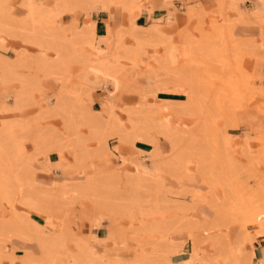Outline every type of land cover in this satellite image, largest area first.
<instances>
[{"label": "rangeland", "instance_id": "obj_1", "mask_svg": "<svg viewBox=\"0 0 264 264\" xmlns=\"http://www.w3.org/2000/svg\"><path fill=\"white\" fill-rule=\"evenodd\" d=\"M21 1L22 0H6L5 2L4 1L1 2L2 3L1 10H3L4 13L6 14L9 12L8 16L10 17L7 20L8 22L12 23V26H15L17 24L16 28L19 27L18 19L23 17L26 13V8L21 4ZM224 1L226 0H222L220 2L218 1L219 3L218 10L212 12H205L206 13V14L204 13L205 17L204 15H203L204 18L202 17L203 20H200L199 18L201 17L199 16V14L201 13L194 12L191 14V15L198 14L197 16L199 17L196 16L198 18L196 22L190 24L191 25L190 28H188L185 32L191 34L192 38L194 35H196L195 37L197 36L201 37V35L204 34L207 38H209V41L211 39L212 40L208 44L206 43L207 45H205L203 43L208 42L207 41L208 39L206 38L203 39V37H201L202 38L201 40L199 38H197L196 40L195 38L193 42L189 43L187 49L188 51L186 50L185 52L187 56L188 55L190 56L187 58L186 54L184 53L185 64H182V66L184 67H181L180 65V68L175 67L173 69L171 66L173 63L170 66L168 64H165L166 66L165 68H162L163 65H159V64L152 65L153 67L152 71L156 69H163L169 71L170 75L172 70L173 71L176 70V72H180L178 73V75L179 74L181 75L184 72V74H182L183 76L181 75V77L178 78V79L181 78L180 80H183L181 81L182 83L180 82V80L176 81L178 83L180 82L179 87L183 86L184 84L192 85V83L196 81L193 84V86L196 85L195 98L193 99L192 103H190L189 105L183 106V104L181 103L178 104L179 106H177V104L175 103L177 101L179 103L180 100L184 101V99L186 98L185 94L159 92L164 94L163 95L164 97H161L158 94V100L160 101V103L161 101L173 99L171 100V102L173 101L172 103L170 101H168V103L170 104L167 105L166 103L168 108L169 105H173L171 106V108L173 109L171 108H169L170 110L167 109L168 112L162 114L160 116V120H163L164 115L168 114L167 118L171 125H175L178 128L188 127L190 129L192 127V129H195L196 131H198V133L203 132L202 133L203 137H201V139L199 140L196 149H194V151L192 150L193 153H191V155L182 156V154H180L179 155L180 161L175 164L174 162H172L173 167H168L169 162L167 161L166 158H164L161 162H158L156 164H152L149 161H147L148 166L144 164L145 167L144 169L146 171L144 172V175L140 177H138L137 175H138V171L141 170V168L138 169V166H136L137 165L136 160L133 159L134 157H137L139 155V150H138V155L136 156L130 155V157H125L124 160L120 159L117 156L120 159L119 165H115L111 167L104 166L100 168H95V165L93 163L94 160H102L106 157L107 154L103 152V149L101 148V143L99 144L98 139L93 137L91 134H88L89 133L88 128L86 126H80L81 131L84 132L85 130L84 134L83 132H81L82 134L81 142L86 147L83 156H84V166L85 168L87 167L88 168L87 169L84 168V171L77 172L74 175L69 176V180L71 182L83 181L87 177V175L91 173L100 174L102 176H105L106 174H110V173L114 174V176H111V179L108 178L110 180L107 179V182H99L98 187L107 193V199L109 201H111L113 204L116 203L115 211H114L115 221L119 230L124 232L126 236L125 241H117V242L115 241V243H113L117 245L119 248L125 247L127 249V251L123 253L125 254V257L109 256L106 255L105 253H99L96 251V249L93 248V244H92L93 242H92L91 245L93 248V252L97 257L103 256L105 259L110 261L116 259L128 260L134 256L135 254L134 247L136 244L139 243L141 247L145 249L146 253H148L149 256V257L147 256L148 264H152V263L158 264L157 258L158 257L161 258L162 255L168 254L171 251L173 245L178 246L177 245L178 243L179 247H181L180 251L177 254H172L170 258L172 261L171 264H174L172 257H178L179 255L182 254L183 251H187L185 257H183L181 260L185 259L192 252V247L194 245V242L192 240H198V243L202 249V253H201L202 256L209 255L208 258L207 257L206 258L214 262L213 263L211 261L210 264H237L238 259H240L238 257L240 256V254H242L241 258L244 257L243 254L245 255L244 259L247 258L246 254H249V252L246 249L247 248L246 243L250 244V241L254 240V238H251L250 234L255 235V237L257 236L259 238L262 237L258 234L261 232L262 222L264 221L259 222L258 220L261 219L264 220V124L260 125L259 127L250 128L247 132H245L244 133L245 138L241 143L234 142L235 144L234 150L232 149L231 138L228 132L232 128L238 126L236 112H235V108L237 107L236 103L241 104L243 107L242 110L239 109V112H246L249 111V109H253L257 111L259 114H261L262 117H264V112H262L264 111V109L257 108L254 102L255 97L262 94V92L261 93L255 92L254 95L249 93L256 88L254 64L257 60H261V59H256L251 65L250 59L252 55H250L248 51L246 52L247 49L244 50L245 51L244 53H241L243 48L240 49L241 52H238L239 46L248 45L251 47H246V46L245 47L248 49L249 48L253 49L252 44L254 43H252L253 42L252 40H255L254 45H257L260 44L261 39L264 38L258 40L248 39L250 42L245 39L244 43H242V40L244 39L236 38V36H234L233 34L232 27L230 26L231 28L229 29L228 26L229 22H232L233 20H231L228 16V13L224 11V9H227L228 7H225L223 5L224 6L223 9L222 4L224 3ZM32 3L34 6H38V7L42 3L44 8L48 10L47 19L43 21L44 25L42 24L43 26L42 29H44L45 27L47 29L43 30L42 33L52 35L54 36V38L60 37L61 34H64L65 37L66 36L69 37V35H65V34L68 33V29L66 27L70 26V24L63 26L61 24V19H59V16L68 12L60 11L58 7L55 5L56 4L55 1L53 7L44 5L43 0H32ZM2 6H6L8 8V11L5 9L6 7H4L5 9L4 10ZM75 9L83 11L85 15L91 12V11L86 12L83 10V8H75ZM75 9H73V11ZM6 14L4 15L6 16ZM224 15H225V19L226 20L230 19V21H227L226 23V20L224 19L225 20V22L223 21L224 25L222 24L224 28L222 29L221 25L218 26L217 23H222L220 17ZM1 16L2 15H0V17ZM262 16H264V13L260 14L261 20H259V22L261 21L260 23L264 24V17ZM12 18L14 21L11 20L12 21L11 22L9 19ZM0 19L2 21L3 18ZM1 21L0 24L4 25V23H6L4 26L9 24L7 23V21L4 23L3 21L2 22ZM213 23L215 25H213ZM0 27H2V25ZM216 27L218 28V31L216 30L217 29ZM51 30L54 31L55 35L52 33ZM197 31H200V33L203 32L204 33L200 35ZM57 32L58 35H56ZM229 32H231L232 35ZM64 36L62 37L61 35L62 38H65ZM222 36L224 37L226 36L227 40ZM22 37L23 35L20 36L14 34L13 32H10L8 34L7 32L5 33L0 30V41H1L0 45H2V48L0 46V57L10 59L16 56L17 51H25L26 53L29 52L28 53L29 55L30 54L33 55L36 52V46L28 41H25L26 39L25 40L23 39L25 37L23 38ZM219 37L220 38L222 37V40ZM217 39L219 40L218 42ZM65 40H69V38H65ZM246 41L248 42V44L245 43ZM211 42L213 44H211ZM73 43H75L78 47L79 44H77V42L74 41ZM230 43L233 46L236 45L234 47L235 50L231 47L232 49L231 48H228L229 50L227 49L229 52L227 50H226L227 53L224 52L225 49L227 48L226 45L230 46ZM70 44L72 45V42ZM214 44H217L218 46L215 45L216 47L214 48ZM146 46L150 48L152 47L153 48L158 47L161 49L163 48L161 44H156V45L147 44ZM3 47L5 49H3ZM203 48H205L206 50ZM206 52L207 54L209 53L208 55L210 54L211 55L208 56ZM77 53L80 54L79 52ZM52 54H53L52 51H48L46 57L51 58ZM221 55L224 57H222ZM149 58H147L146 62L149 60ZM72 59L74 60L76 59V61L74 62L73 60L70 59L72 62L69 60L71 63L68 62L69 65H67L64 70L62 68L60 72H58V70H51L49 73L46 74V76H44L45 74L44 72L43 74L42 71L34 67H30V68L21 67V69L19 68L16 69L18 70L17 71L18 73H22V74L25 73L24 75L27 74V76L28 74H30L29 77L30 78L32 77L31 79L33 80L32 81L28 77V80H30V84L31 82L32 83L37 82L38 87H36V89L34 88L36 86L35 83L33 84L34 87L30 85L32 88H34V90H31V93L33 94V96L35 97L34 99L36 100H38L40 97L44 96L45 94L51 95L57 91V89L60 86L59 85L60 81H58L55 77H58V75H63L66 77L65 81H67L66 84L69 87H71L73 84L78 85L79 83L82 85L83 84L82 77L84 78L85 73L87 72L94 76L97 74L95 77L96 78L99 77L100 79H102L101 75L92 68H87L86 71L84 72V75H82L81 62L78 61L79 59L77 58H72ZM187 61H190L188 65H186ZM224 61L225 63H223ZM123 63H124V67H131L133 69L135 68V70L137 71H141V70L148 71L149 68L147 67L146 64L144 66L142 63L139 64V67H134L130 65L128 61H124ZM190 63L192 67H190ZM185 66L186 67L188 66L189 68L188 67L185 68ZM67 67L68 70H66ZM177 68L179 70H182V72L178 71ZM182 68H184V71ZM228 68L231 72L228 70ZM34 69L39 75V78L37 77L38 75L35 77L34 75L36 73L35 71L33 73V76L35 78H33V76L31 75ZM188 69L189 70L191 69V71H189ZM226 70L229 71L228 74L229 80L228 78L225 77L228 76L227 75L228 72H226ZM248 70L252 74V78H253L250 81H246L245 79ZM66 71L68 73L65 74ZM150 71L151 69H149L148 72ZM185 71H189V72L185 73ZM187 73H188V77H190L189 78L190 83L188 82L189 80H187L188 79ZM189 75H191L192 77ZM215 76L220 78L218 79ZM230 76L232 77V80L230 79ZM217 79L218 80L222 79V81L221 80L218 81ZM223 81L226 83H224ZM229 81L230 82L233 81V82L230 83ZM183 82H188V83H183ZM174 83L173 85H171L173 86V88L178 86L175 85ZM104 84L106 88L107 85H109L112 88V86L109 83H104ZM231 84H233V86ZM45 86L50 87L51 89H46L44 88ZM18 87H19L18 82H12L7 85L0 84V94L12 93ZM85 89L89 90L87 88ZM88 93L89 92L87 91L83 95L84 103H85L86 94ZM118 94L127 95L130 97H136L137 91H133V92L117 91L116 100H115L117 103H118L117 97L119 98ZM139 95L141 97L140 101H138L136 104H131L130 106L127 105L125 107L134 108L135 106L142 105L144 103L146 106L151 104L153 105L155 103V99L153 97H148L142 94ZM171 95L172 96L176 95L179 97H170ZM163 98H165V100ZM228 104L233 105L231 108V112H232L231 114H229L228 108L225 106ZM161 105L166 106L165 103ZM175 106L179 108L181 107L180 108L181 111L179 110L175 111L174 108ZM118 107L119 106H117L116 109L119 115H121L122 119L124 120L125 119L124 115H126V111L125 109L121 108V106L119 108ZM37 108L38 106L35 105L33 102V104H28L25 107L23 113L16 112L14 110L2 111L0 112V121H2L3 119L16 118V117L22 119L29 116V118H31V116L34 115V113L36 112ZM102 108L94 109V110H101L105 115L104 117H107L106 112L103 111ZM27 113L28 115H26ZM57 117L58 116L53 115L52 117L48 118L47 121L45 122L43 121L42 124L40 123L41 126L39 125L40 128L39 127L38 128L39 129L43 128L44 130L46 127L45 125H54L59 123L60 118ZM199 119L203 120V123L201 121L202 123L201 125H205V127L202 126V128H200L201 125L197 123V121L200 122ZM198 125H200V127ZM125 126L130 127L129 123H126ZM195 126H198V129H196L197 127ZM222 130L226 133L224 136H222L223 133L221 132ZM18 132L19 131H14V134H17ZM154 134H156V136L159 138L158 144L163 151V156L165 157V155L169 153L170 147L167 141L161 138L162 136H160L158 133H154ZM68 138L69 136L66 137V141L68 140ZM109 140L113 142L114 137L107 136L106 137L107 144ZM247 141H249V146H247L246 144ZM119 143L124 145H129L131 147L134 146L128 143H123V142H119ZM25 144L26 145L24 148V152L22 151V155L24 157L28 155L31 156L34 150L33 146L29 140H26ZM150 146L152 147V145ZM247 147L250 148L249 149L250 152L255 156H251L246 153L248 151ZM244 149L245 152L242 154ZM65 151H67L68 156H71L70 158H67L68 161H72L76 158L77 154L72 148H66L64 150V155H65ZM51 152L54 151L49 150L48 155ZM41 159H42L41 155H36L32 157L31 167L33 171L35 170L34 164L36 162L42 164L40 162ZM126 163H130L132 167L126 166ZM17 166L19 165L17 162H15L13 167L7 168V165L0 161V175L7 176L10 174H15L14 172L16 170L18 171ZM90 166L94 167L95 169L92 170L91 172L89 171L86 172V170L90 169L89 168ZM150 169H155L154 173H152ZM172 170L175 171V174L169 173V171ZM34 173L35 171L33 172V175ZM76 185L77 184L73 183V186ZM186 190L187 192L184 193L183 191ZM70 201L72 200L65 197V198H61L58 204L61 206H67L68 203H70V205L72 204V207L74 208L75 211L73 210L72 212H69V218L72 222L71 223L72 226H74V228L76 229L77 236L78 237L87 236L92 233L97 238L95 241H100L101 237L99 238L91 230L84 216V212L91 207L90 202L84 199L79 200L75 203ZM12 203L16 211L24 212L26 214H28V212L30 213L31 211L39 212L37 210L30 209L20 205L16 200H13ZM0 207H3V209L6 211V213L0 216V219H2L3 216L5 217V215L6 217L9 216L10 208L8 207V204L4 201V199H2V197L0 198ZM139 209H147L148 212L144 216L140 213ZM74 224H76V226ZM102 225H103V229H107V226L105 224ZM84 229L90 230V232L87 233L86 231H83L82 233H80V231ZM9 231L10 234L0 231V244L1 247L3 248V255L5 256V259L2 261V264H4L7 261L9 264H16L17 262L22 264L21 259L22 257H24L25 252L23 254L20 253L18 254V252L13 253L12 251L13 248H9L8 244H4L5 242L4 240H8L9 237L16 234V230L13 228H10L8 232ZM100 242L105 243L102 241ZM68 246L71 249L74 248V246L70 241H68ZM40 249L42 250L41 257H36L35 254L29 249L26 250V252L28 251V253L30 252L33 253V255L31 253L32 257H29L31 264H40L41 262H45L46 264H52V262L47 261L45 257L48 256V253L56 255L54 249L52 250L51 247L49 248L40 247ZM236 257H238V259ZM181 260L177 264H182ZM241 260L243 259H240V261Z\"/></svg>", "mask_w": 264, "mask_h": 264}, {"label": "bare ground", "instance_id": "obj_2", "mask_svg": "<svg viewBox=\"0 0 264 264\" xmlns=\"http://www.w3.org/2000/svg\"><path fill=\"white\" fill-rule=\"evenodd\" d=\"M2 1L5 2L6 0L0 1V15H2L0 18H3L2 19L3 23L7 21V23L9 24H7L6 26H4L6 23H4V25L0 24V26L2 25V27H0V30L5 33L7 32L8 34L10 32H13L14 34L20 36L23 35V37L25 38L23 37L22 38L24 40L26 39L25 41H28L36 46V52L33 55L31 54L29 55L28 54L29 52L26 53L25 51H17V52L15 51L16 56L10 59L0 57V84L7 85L12 82L19 83V87L16 90H14L12 93L0 94V112L14 110L16 112L23 113L25 107L28 104H33V102L35 105L38 106L36 112L34 113V115L31 116V118H29V116L22 119L16 117V118L3 119L2 121H0V161L5 163L7 165V168L13 167L15 162H17L19 165L17 166L18 171L16 170L14 172L15 174H10L7 176L0 175V196L2 197V199H4V201L8 204V207L10 208L9 216L6 217L5 215V217L3 216L4 218L2 217V219H0V231L10 234V231L8 232L10 228L16 230V234L9 237L8 240H4L5 241L4 244H8L11 238L15 237L23 241H34L39 245V247H45V248L51 247L52 250L54 249V251L56 252V255L48 253V256L45 258L47 261H51L52 264H148L147 262L149 257L148 253H146L145 249L142 248L139 243L135 245L134 247L135 254L131 259L128 260L116 259L110 261L105 259L103 256L97 257L93 252V248L90 242L91 239L95 241L97 239L96 236L91 233L90 235L87 236L78 237L76 229L74 228V226H72L71 224L72 222L69 218V212H72L74 210L72 204L70 205V203H68L67 206H61L58 204V202H60V199L65 197L71 199L72 201L70 202H74V203L83 199L88 200L91 204V207L84 212V216L91 230L98 228L102 224H105L107 226L106 233L103 237L100 238V241L106 242L107 240H110L113 243H115V241L116 242L125 241L126 236L124 232L119 230L115 221L114 211H115L116 203L113 204L111 201H109L107 199V193L98 187L99 182H107V179L108 178L111 179V176H114V174L110 173V174H106L105 176H102L100 174L91 173L88 174L83 181L62 182V183H58L57 187L43 186L34 180L33 172L35 170L33 171L31 167L32 157L36 155H41L42 156V159L40 160L41 163H43L47 168L50 167V169L51 166L57 168L61 173L67 175L64 176L65 178L63 180H69V176L74 175L77 172H82L84 171L85 168L83 154L85 152L86 147L81 142V138H82L81 132L83 131L80 130V126H86L89 130L88 134H91L93 137L97 138L99 144L101 143V148L103 149V152L105 154H108L110 151V147L108 146L106 141L107 136L114 137L119 142L128 143L131 145H135L136 141L139 142L143 141L145 143L152 145L151 149L147 150L146 152L139 150V155L133 158L136 160L137 163L136 166H138V169L141 168V170L138 171V175H137L138 177L144 175V172L146 171L144 169L145 168L144 164L147 161H149L152 164H156L158 162H161L164 158H166L167 161L169 162L168 167H173L172 162H174L175 164L180 161L179 158L180 154H182V156H188L191 155V153H193L194 149H196V146H198L197 144L199 143V140L201 139V137H203L202 136L203 132L198 133V131L192 129V127L190 128L192 130H190L188 127L178 128L175 125H171L167 118L168 114L164 115L163 120H160V116L165 112H168L167 109L173 106V105H169V108L167 107V105L170 104L168 103V101L171 102V100L173 99L169 98L170 100H165V98H163L165 101H161L160 103V101L158 100V93L171 92V93L185 94L186 98L184 99V101L180 100L179 103L178 101L175 103L177 104V106H179L178 104L181 103L183 104V106L189 105L190 103H192L193 99L195 98L196 85L193 86V84L196 81L192 83V85L184 84L183 86L179 87L180 82L183 80H180L181 78L180 79L178 78L181 77V75L184 74V72L181 75L180 74L178 75V73L180 72H176V70L173 71L171 69L172 71L169 78L161 82L159 80L158 84H156V86L154 85L155 87L154 86L149 87L151 86L149 85L147 88H144V87H140L139 84L137 85L134 79L131 76H129V74L125 73L124 63H123L124 61H128L130 65L134 67H139L138 61L143 60V52H142L143 43L146 44L147 42L148 43L151 42L155 45L161 44L163 47L162 48L163 53L161 56L159 55L160 58H158L157 56H150L147 62L141 61L142 63H146L147 67H149L148 71L149 69H151L150 72L147 71L148 74L152 72L153 64L163 65L164 67L162 66V68L166 67L165 64H168L170 66L173 63L172 58H173V51L175 49L174 46L170 45L171 43L170 44L165 43L167 41L165 38L167 37H165V35L163 34L158 23L152 22L147 26L136 25L134 23L135 14L131 12L132 8L128 16V24L130 26L127 28V30L125 31L123 30L120 31V33L118 32L116 33V36L114 37L115 40L113 42L114 50L109 51V47L112 46L110 42L111 37L108 34H106V36L104 35L105 37L102 35L103 37L99 36L98 38L97 33L95 31L94 22H90L87 24L85 23L83 25H77L76 21L73 20L70 26L66 27L68 29V33L65 35H69V37L67 36L65 37L64 34H61L62 37L64 36L65 38H69L70 41L65 40V38H62L60 34H59L60 37H55L58 38L55 39L54 36L52 35L42 33L43 30L47 29L46 27L42 29L43 27L42 24L43 21L47 19V14H48V10L44 8L42 3L38 7L33 5L32 0H22L21 4L26 8V13L23 17H21L22 19L19 18L20 21L18 19L19 27L17 26L18 28H16L17 24L15 26H12V23L8 22L7 20L10 17L8 16L9 12L6 14L4 13L3 10H1ZM110 1L111 0H55L56 2L55 5L58 7L60 11H65L68 13H72L73 9L75 8H83V10L87 12L89 9H91L92 6L94 7L96 3H99L102 6V8H107L108 3ZM117 1L118 0H116L115 2ZM128 1L129 3L127 2V0L123 1L127 9L128 7H131L130 6L131 0ZM239 1H243V0H226L228 6L235 7V9H237L236 8L238 4L237 2ZM4 7L6 6H2L3 9ZM5 9L8 11L7 7ZM93 9H95V7ZM202 9L203 8L199 10L202 12L201 13L202 15L199 14V16L201 17L197 16L198 14H196V16L200 18V20H203L202 17L205 13L204 11H202ZM190 10H188V12L190 11L193 13L195 11V10L193 11L192 9ZM237 10L238 12L240 11L239 8ZM3 13L6 14V16L8 17H6ZM190 17L191 16H189V18ZM260 18L261 17L259 15L255 23L256 22L260 23L261 22V21L259 22V20H261ZM220 19L222 23H217V25L218 26L221 25L223 29L224 28L223 21L225 22L226 20L225 15L220 17ZM9 20L14 21L13 18ZM235 20L238 22L245 21L244 19L241 21V17L240 19L237 18ZM227 21H230V19L229 20L227 19L226 23ZM234 22L233 21L229 22L228 24L229 29L231 27L233 29V26L235 24ZM213 25L215 24L213 23ZM218 28L216 29L217 31ZM122 29H124V27ZM51 31L54 34V31L53 30ZM197 32L200 35L204 33L203 31H202L203 33H200V31ZM229 33L232 35L231 32ZM125 34H127L128 37L131 39V41L128 43L123 42V36H125ZM182 34H183L182 37L180 36V43H181L180 45L183 53L185 54H186L185 51L188 49L189 43L193 42L195 38L196 40L197 38L201 40L202 39L201 37H203V39L204 38L208 39L207 40L208 42L203 43L205 45H207L212 40L210 38L211 40L209 41V38H207L204 34L201 35V37L200 36L195 37L196 35H194L193 38L191 34H185V31L182 32ZM56 35H58V32L56 33ZM222 37L219 38L222 40ZM224 38H226V36ZM74 41L80 45V48L79 45L77 47V45L73 43ZM154 41H156L157 43L156 42L154 43ZM218 41L219 40L217 39V42ZM244 41L245 39L242 40V43H244ZM252 41H253L252 43L255 44L254 42L255 40ZM71 42L72 45L70 44ZM100 43L103 44V46H101ZM245 43L248 44L247 41ZM211 44L213 43L211 42ZM217 44H214V48L218 46ZM254 44H252L253 49L249 48L250 51L246 47H251V46L241 45L242 47L241 46L238 47V52H241L240 49L243 48L241 53H244L245 52L244 50L247 49L246 52L248 51V53L252 55L250 59L251 65L256 59L264 60V39H261L260 44L257 43H256L257 45ZM0 46L2 48V45ZM235 46L231 45L230 43V46L226 45L227 48L225 49V51L224 50L223 51L227 53V51L229 50L228 48L232 47L234 49ZM3 49L5 48L3 47ZM48 51H52L53 53L51 58L46 57ZM76 51L79 52L81 55L78 54ZM189 56L190 55L187 56L186 54L187 58ZM72 58H77L79 59L78 61L81 62L82 75H84V72L86 71L87 68H92L101 75V78L104 81V83H109L112 86L111 89H107V95L105 96V100H104L105 104L102 108V110L106 112L107 117H104L105 115L101 110H93L91 108L89 109L87 105L84 103L83 95L87 91L89 92V90L85 89V88L89 89L87 86L84 87L83 84L81 85L79 83L78 85L73 84L71 87H69L66 84L67 81H65L66 77L63 75H58V77H55L58 81H60L59 84L60 86L55 93L51 95L45 94L44 96L40 97L38 100L34 99L35 97L31 93V90H34V88L36 89V87H38L37 82H34L36 84V86L34 87L33 85L34 83L31 82L30 84V80H28L30 74H28L27 76V74L24 75L25 73L24 74L18 73L17 72L18 70L16 69V68L21 69V67L24 68L34 67V68H38V70L42 71V73L44 72L45 74L44 73L43 74L44 76H46V74L49 73L51 70H58V72L61 71V68L64 70L65 67L72 62L71 60H73L74 62L76 61V59L74 60ZM189 62L190 61H187L186 65H188ZM223 63H225V61ZM148 65H150L152 68ZM178 67L180 68V66ZM181 67L184 66L181 65ZM187 67L185 66V68ZM190 67H192L191 63H190ZM182 69L184 71V68ZM191 69L188 70L191 71ZM15 70L17 73L15 72ZM66 70H68V67ZM177 70L182 72V70H179L178 68ZM34 71L35 69L32 71L31 74L32 76ZM189 71H185V73ZM229 71L226 70V72H228L227 75L229 74ZM66 73L68 72L66 71L65 74ZM34 75L36 77L38 75L37 72ZM35 77L33 76V78ZM37 77L39 78V75ZM225 77L228 78L229 80V75ZM31 78L29 77V79ZM187 78H188L187 80H189L188 82L190 83V79H189L190 77H188V73H187ZM216 78L219 79L220 77H216ZM222 79L220 80L222 81ZM230 79L232 80L231 76ZM245 79L246 81H250L253 79L252 74L249 72V70L248 73L246 74ZM177 80H180V82L179 83L176 82ZM188 82H183V83H188ZM173 83L178 86L173 88V86H171L173 85ZM233 84L231 85L233 86ZM30 85L34 88H32ZM117 91L120 92L137 91L139 94L148 97H153L155 99V103L153 105L151 104L148 106H146L144 103L142 105H137L134 108L121 106V108L125 109L126 111V115H124L125 119L123 120L121 115H119L116 109V107L119 106L115 103ZM262 91H264V87L256 86V88L249 93L254 95L255 92L261 93ZM164 103L165 105L167 103V105L166 106L161 105ZM177 106L174 107L175 111L177 110L181 111L180 110L181 107L179 108ZM225 106L228 108L229 114H231L232 113L231 108L233 105L228 104ZM53 115L58 116L60 118L59 120L60 122L54 125H45L46 127L44 130L42 127H41L42 129H39L40 123L42 124L43 121L44 122L47 121V119L52 117ZM199 120L200 122L197 121V123L201 125L203 123V120L202 119ZM126 123H129L130 127L125 126ZM200 125L198 126L200 127ZM198 126H195L197 127L196 129H198ZM202 126L205 127V125H201L200 128H202ZM14 131H19V132L17 134H14ZM221 132H223L222 136L226 134L223 130ZM84 133L85 130L83 134ZM154 133H158L160 136H162L161 138L166 140L170 147L169 153L166 154L165 157L163 156V151L158 144L159 138ZM68 136L69 138L66 141V137ZM26 140H29L31 142L34 150L31 156L28 155L24 157L22 155V151L24 152ZM66 148H72L78 156L76 155V158L74 160L68 161L67 157L64 155V150ZM49 150H52L57 154L56 161L50 162L48 157ZM118 157L122 160H124L125 158L124 155H118ZM89 168L92 170L95 169L92 166H90ZM46 169L45 171H47ZM41 170H43V168H41ZM169 173L175 174V171L172 170L169 171ZM73 183L77 185L73 186ZM183 192L185 193L187 192V190ZM13 200H16L22 206L37 210L39 212H43L46 216L45 223L38 224L32 221L29 218L28 214L24 212L16 211L15 208L13 207V203H12ZM139 211L144 216L148 212L147 209H139ZM54 217H58V224H59L58 229L55 228L56 221ZM258 221L261 222L264 220L261 219ZM74 225L76 226V224ZM258 235L264 237V222H262L261 232ZM250 236L251 238L255 239V235L250 234ZM68 241H70L74 246L73 249L69 248ZM192 241L194 242V245L192 247V252L185 259L181 260L182 261L181 263L210 264L212 260L210 261L209 259H207L209 255L207 256L204 255L205 257L202 256L201 254L202 249L198 243V240H192ZM177 245L178 246L173 245L171 251L168 254L162 255L161 258L158 257L157 263L171 264L172 262L170 259L171 255L177 254L181 248L179 247L178 243ZM114 246L115 245H113V247ZM14 248L12 250L13 253L16 252ZM31 253L32 252L28 253V251L27 252L25 251L24 257H22L21 259L22 264H31L29 259V257H32ZM246 255H247L246 259H244L245 258L244 254H243L244 256L243 258H241L242 254L238 256L240 259H243L241 260L242 264H264V259H260V258L256 259L254 257V253L252 249L249 251V254ZM238 257L236 258L238 259ZM4 259L5 256L3 255V248L1 247L0 244V264H2V261ZM240 259H238L237 264L239 262H240L239 264H241Z\"/></svg>", "mask_w": 264, "mask_h": 264}, {"label": "crops", "instance_id": "obj_3", "mask_svg": "<svg viewBox=\"0 0 264 264\" xmlns=\"http://www.w3.org/2000/svg\"><path fill=\"white\" fill-rule=\"evenodd\" d=\"M54 1L55 0H43V3L46 6L53 7ZM115 1L116 0H111L108 3V7H107L108 9L102 8V6L99 3H96L94 5L95 9H93L94 8L93 6L92 7L90 6L91 9H89L88 12L90 11L91 12L89 14L85 15L83 11L75 9L73 13H65L59 16V19H61V24L63 26L71 24L73 20H75L76 24L78 25L94 22L95 31L98 37L99 36L103 37L104 35L106 36V34H108L111 37L110 42L112 46L109 47V51H112L114 50L113 42L115 40L114 37L116 36V33L117 32L120 33V31L123 30L125 31L130 26L128 24V16L132 8L131 12L135 14L134 23L136 25L147 26L152 22H156L159 24L163 34L165 35V37H167L165 38L167 40L166 44L171 43L170 45L175 47L172 58V62H173L172 68H175L184 64V60H185L184 53L180 47V41H179L180 39L179 36L181 35L182 37L183 34L180 33L190 28L191 26L190 24L195 23L196 20L198 19L196 15H191L192 12H190L191 11L190 9H192L193 11L195 10L194 12H198V13H202L201 11H199L201 10V8H203L202 11L204 12L216 11L218 10L219 7L218 1L220 2L222 0H131L130 1L131 7H128V9L123 2L126 0H118L117 2ZM127 2L129 3L128 0ZM237 3L238 4L236 8L240 9L239 12L237 9H235V7H229L226 1H224V3L222 4V6L224 5L225 7H228L227 9H224L223 6V9L228 13L229 18L235 21L234 22L235 24L233 26L234 36L240 39L258 40L264 38V24L260 25L258 23H255V20L259 17V15L264 13V0H243ZM188 10L190 11L188 12ZM189 16L191 17L189 18ZM240 17H241V21L244 19L246 22L245 21L238 22L235 20L237 18L240 19ZM123 27L124 29H122ZM185 34H189V33L185 32ZM130 41L131 39L128 37L127 34H125V36H123V42L128 43ZM147 44L155 45L151 42L150 43L147 42L146 44L143 43L142 45L143 60L141 61L146 62L149 56H157L158 58H160L159 55L160 56L162 55L163 49L158 47L150 48L146 46ZM100 45L103 46V44L101 43ZM141 61H138L139 64L142 63ZM142 64L145 66L146 63H142ZM124 71L134 79L137 85L139 84L140 87H144V88H147L149 85H151L149 87H152L154 85L156 86L159 80L161 82L170 77L169 71L163 69L153 70L151 72L152 74L151 73L148 74V72L147 71L145 72V70L137 71L131 67H126V68L124 67ZM254 73L256 79L255 82L256 86L264 87V60H257L255 62ZM82 83L84 84V86L87 85L89 88V93L85 97V104L93 110L101 109L105 104L104 98L107 95V88L111 89V87L107 85L106 88L102 79H100L99 77L96 78L94 75L89 74L88 72L85 73V77L82 79ZM44 88L51 89L50 87L47 86H45ZM158 94L159 96L164 97L163 96L164 94L162 93H158ZM170 97H179V96L173 95ZM140 99L141 97L137 92L136 97L119 95L118 103L116 101L115 102L119 106H127V105L130 106L131 104H136L138 101H140ZM254 102L257 108L264 109V91H262V94L255 97ZM236 105L237 107L235 108V112H236L238 126L232 128L228 132L231 138V146L233 150L235 148L234 142L241 143L245 138L244 136L245 132H247L250 128L259 127L260 125L264 124V117H262L261 114H259L257 111L253 109H249V111L246 112H239V109L242 110L243 107L239 103H236ZM26 115H28V113ZM246 144L247 146H249V141H247ZM108 145L110 147L109 153L102 160H94L93 163L95 165V168H100L104 166L111 167V166L119 165L120 159L117 157L118 155H124L125 157H130V155L136 156L138 155V150L146 152L147 150L151 149V146L143 141L140 142L136 141L135 145L131 147L129 145H124L119 143L116 140V138H114L113 142L109 140ZM249 149L250 148L247 147L248 151L246 153L251 156H255L250 152ZM67 151H65V156L67 158H70L71 156H68ZM244 152L245 149L243 150L242 154ZM48 157L50 162H54L57 160V154L54 152L49 153ZM145 164L148 166V162H146ZM126 166L132 167L130 163H126ZM34 168H35L34 180L43 186L57 187L58 183L70 181V180H63L65 178L64 176L67 175L61 173L60 171H58L57 168H54L53 166H51L50 169V167L47 168L43 163L40 164L36 162L34 164ZM41 168H43V170H41ZM45 169L47 171H45ZM150 170L152 171V173H154L155 171V169H150ZM87 171L91 172L92 169H88L86 170V172ZM4 213H6V211L3 209V207H0V216L3 215ZM28 215L32 221L38 224H44L46 221V216L43 212L31 211L30 213L28 212ZM54 219L57 225L56 229H58V217H54ZM100 226L98 227L99 229L95 228L92 230L99 238L103 237L106 233V229H103V225ZM83 231H86L87 233L90 232V230L84 229L80 231V233H82ZM90 242L91 243L93 242L92 243L93 248L96 249V251L99 253H105L106 255L109 256L125 257V254L123 253H125L127 249L125 247L119 248L117 245L113 244V242H111L110 240H107L105 243H101L100 241H93L91 239ZM247 244L249 243H246L247 246L246 249L248 252L252 249L254 253V257L256 259L257 258L264 259V237L259 238L256 236L253 241H250L249 245ZM113 245L115 246L113 247ZM8 246L9 248L15 247L14 250H16L18 254L19 253L23 254L27 249H29L35 254L36 257H41L42 255V250L40 249L38 244L34 241H23L21 239L13 237L8 243ZM186 253L187 251H183L182 254L179 255L178 257H172L173 263L177 264L183 257H185ZM4 264H9V263L7 261ZM16 264H20V263L17 262ZM40 264H46V263L41 262Z\"/></svg>", "mask_w": 264, "mask_h": 264}, {"label": "trees", "instance_id": "obj_4", "mask_svg": "<svg viewBox=\"0 0 264 264\" xmlns=\"http://www.w3.org/2000/svg\"><path fill=\"white\" fill-rule=\"evenodd\" d=\"M172 96V95H171Z\"/></svg>", "mask_w": 264, "mask_h": 264}]
</instances>
